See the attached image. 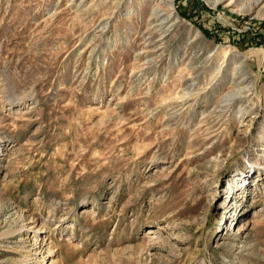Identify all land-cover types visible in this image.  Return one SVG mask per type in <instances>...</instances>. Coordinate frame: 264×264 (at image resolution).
Here are the masks:
<instances>
[{"label":"rangeland","instance_id":"374dc122","mask_svg":"<svg viewBox=\"0 0 264 264\" xmlns=\"http://www.w3.org/2000/svg\"><path fill=\"white\" fill-rule=\"evenodd\" d=\"M165 1L0 0V264H264V0Z\"/></svg>","mask_w":264,"mask_h":264},{"label":"bare ground","instance_id":"6f19581e","mask_svg":"<svg viewBox=\"0 0 264 264\" xmlns=\"http://www.w3.org/2000/svg\"><path fill=\"white\" fill-rule=\"evenodd\" d=\"M214 2H213V5L214 6H217L221 1H223V0H213ZM260 2H261V0H249V1H247L246 2V9H245V11L246 12H250V11H254L255 10V8L260 4ZM173 3L174 2H172V0L171 1H165L164 2V6H162V5H160V7H159V9H163L165 12H166V17H161V15L159 14V12H156V13H154L153 15L155 16V18H156V22H157V24H159V27H160V29L161 30H164L165 29V26H164V24L167 22V21H171V20H173L174 18H173V14H172V12H173ZM158 19V20H157ZM171 30V28H169V29H167L166 31H164L162 34H166L167 35V33L169 32ZM235 84V86L237 87V86H239L240 84H238L237 82L236 83H234ZM245 89H247V87L245 88ZM245 89H239V90H234V91H232L231 93H229L226 97H225V100H224V102H226L228 105L230 104V103H232L235 99H236V97L239 95V93H241L243 90H245ZM5 91V90H4ZM4 93V92H3ZM6 95V94H5ZM243 99V98H242ZM24 229V228H23ZM21 231V230H20ZM20 231H18V232H20ZM15 233V232H14ZM11 235V234H10Z\"/></svg>","mask_w":264,"mask_h":264}]
</instances>
